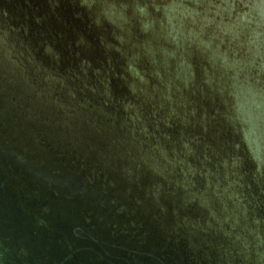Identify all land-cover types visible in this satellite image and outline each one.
<instances>
[{
  "label": "water",
  "instance_id": "95a60500",
  "mask_svg": "<svg viewBox=\"0 0 264 264\" xmlns=\"http://www.w3.org/2000/svg\"><path fill=\"white\" fill-rule=\"evenodd\" d=\"M0 264H264V0H0Z\"/></svg>",
  "mask_w": 264,
  "mask_h": 264
}]
</instances>
